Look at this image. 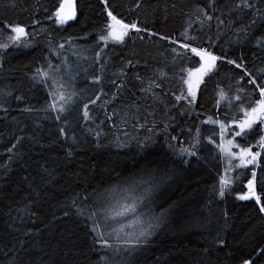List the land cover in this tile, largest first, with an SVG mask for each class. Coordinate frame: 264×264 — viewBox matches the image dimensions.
<instances>
[{"label":"trees","instance_id":"1","mask_svg":"<svg viewBox=\"0 0 264 264\" xmlns=\"http://www.w3.org/2000/svg\"><path fill=\"white\" fill-rule=\"evenodd\" d=\"M59 2L0 0V29H4L0 40L7 35L6 25L17 23L26 26L29 38L35 37L30 48L0 50V264H96L105 253L91 250L88 221L76 213L81 207L93 205L96 196L85 199L87 193L125 183L131 179L129 173L139 175L136 169L146 162L161 181L151 209L156 214L165 210V217L158 234L135 253L132 264H240L242 259L264 264V253L259 251L264 249V214L259 213L255 199L236 198L237 193L247 191L244 184L250 169L235 172L240 179L225 197L215 195L213 189L219 186L224 165L216 144L204 137L216 133L218 144L219 128L201 123L208 117L224 118L225 113L231 118L236 112L235 105L229 110L226 100L217 106V85L229 95L235 94L237 87L247 86V80L234 83L242 71L219 63L218 71L205 78L196 110L182 115L181 108L186 105L181 102L173 108V93L180 92L181 69L196 64L187 56L173 59L172 48H179L178 44L132 30L123 43L104 45L97 40L107 21L101 0H77L75 22L62 26L47 19ZM250 2L251 9L229 12L235 0H214L218 9L224 6V15L216 13L225 20L224 30L217 29L213 18L211 28L207 21L202 30L198 23L193 24L189 34L197 36L200 46H209V38L215 40L216 44L210 46L215 54L227 59L243 57L255 74L264 68V0ZM107 3L109 10L126 23L137 22L141 28L182 41L181 32L199 15L196 4L204 6L207 0H140L139 7L136 0ZM33 20L39 23L33 25ZM60 44L63 49H58ZM96 51L101 52L99 57ZM47 61L61 65L62 71L66 69L74 76L77 95L63 113L46 107L51 102L50 89L42 78H32L37 68H47ZM95 75L102 81H94ZM137 75L144 78L143 85ZM149 79H155L160 87L141 92ZM97 92L101 93L99 98ZM90 98L97 103L89 105L90 119H85L84 105ZM133 103L138 105L139 122L144 127H135L131 119L127 124L121 122L124 111L136 112L126 107ZM113 112L117 114L110 116ZM198 125L201 135L193 149L196 156L176 155L169 142L177 149L181 143L190 145ZM61 128L65 129L63 135ZM172 136L177 140L170 141ZM117 137L125 147H116ZM146 137L150 139L145 141ZM256 140L255 135L248 138L253 151L258 150ZM139 141H145L147 147L141 150ZM13 145L16 147L9 153L7 149ZM261 165L257 168L260 179L256 193L264 204V161ZM217 234L227 240V247L212 243ZM22 239L25 252L19 244Z\"/></svg>","mask_w":264,"mask_h":264},{"label":"snow or ice","instance_id":"2","mask_svg":"<svg viewBox=\"0 0 264 264\" xmlns=\"http://www.w3.org/2000/svg\"><path fill=\"white\" fill-rule=\"evenodd\" d=\"M104 4V11L107 13V21L102 31V34L98 35L97 40L103 42L104 45H108L110 42L117 44L123 43L125 37L129 36L131 31L134 30L136 34L141 32L146 33L149 37L159 36V39L170 41L172 44H178L179 48H172V52L176 56H187L189 61L195 63V67H185L181 69L179 76L182 86L179 94L174 95L176 104L172 107L178 106L181 102L186 105V108H181V114L191 115L195 111V106L198 103V95L202 90V85L206 82L205 78L210 74H215L218 71L219 63L226 62L228 65H234L236 69L242 71L239 79L235 80L234 83L239 85L240 81L247 80V86L237 87L235 94L229 95L219 84L217 85L218 99L216 101L217 106H221L222 101H227L228 108L235 105L236 112L233 113L231 118L225 113L224 118H212L208 117L201 123H208L218 126L219 128V143H216V133L211 136H206L204 139L209 140L210 143L216 144L219 150V158L224 165L223 174L219 176V186L214 188L213 192L220 198L225 197L229 194V190L234 182L240 179L235 175L236 171L243 170L247 172L250 169V175L245 177L246 183L244 187L247 191L236 194V198L241 201L249 200L250 198L255 199L259 207V213L264 214V204H261V196L256 193L257 181L260 179L257 168L262 167L261 161H264V68L257 69L255 74L247 68L243 57L238 59H227L224 55H217L210 46L215 45L216 41L211 38L206 42L209 46H200L197 44V36L189 34V29L193 28V24H199L200 29H203L205 21L209 22V28H211V21L215 18L217 22V29L223 31L225 28V20L221 18L224 15L223 5L218 9L214 0H207L204 6L199 3L196 4V9L199 13L196 20L192 23H188L184 30L181 32L183 40L177 39L175 36L161 35L158 32L152 31L148 27L141 28L137 22L126 23L123 19H119L117 15L109 10L107 0H101ZM136 6H140V0H136ZM253 4L250 0H235L234 5L228 8L229 12L239 9H251ZM220 11L221 15H216ZM259 15V13H254ZM77 16V8L75 0H60L59 6L56 7L55 12L48 16L47 19L54 20L57 25H64L69 21H72ZM36 20L32 21L33 25L38 24ZM251 23H255L252 21ZM232 26V21H229L227 27ZM7 35L0 40V50H6L10 48H30L34 42L35 37L29 38V33L26 31V26L19 23L12 25H6ZM245 32L247 29H243ZM4 29H0L3 32ZM36 35H39L37 33ZM87 35V33H85ZM72 38L69 37V40ZM96 47L99 48L101 45L96 43ZM64 45H58V49H63ZM182 50V51H181ZM78 55V53H74ZM101 52L96 51L95 56L99 57ZM198 58V60L196 59ZM66 63V62H65ZM131 64V61H128ZM120 75L123 76V70ZM163 75V73H161ZM67 77V78H65ZM33 79L42 78L41 82L44 83L46 88H49V100L47 108H50L53 112L63 113L66 105L73 100V97L77 93L73 90L74 76L69 74L67 70H61V65H53L51 61H47V68H37L32 76ZM143 85L145 80L143 77L137 75L135 77ZM92 79L96 82H101V76L95 75ZM47 81H51L49 85ZM115 84V81H113ZM248 86L251 87V91H248ZM120 88V85H116ZM159 88L160 85L156 83L155 79L147 80V86L141 87V92H149L152 88ZM231 88V85L228 86ZM10 95V93H5ZM96 97L101 96L100 92L95 93ZM115 95V93H114ZM155 97V94H154ZM246 97V98H245ZM17 100L23 99L21 96H16ZM96 99H89L88 104L84 105V118L90 119L88 107L90 104H96ZM105 103H109L106 101ZM3 105L0 104V107ZM127 108H135L136 112L124 111L122 114V123L127 124L128 120L131 119L134 122L135 127H144L140 124L138 116V105L133 103L132 105L126 106ZM25 111H31V109H25ZM113 112L111 115H116ZM199 115V114H198ZM58 120L61 119L59 115L56 117ZM168 125L165 124L164 131H167ZM60 134L65 133V129L61 128ZM152 129H149L151 132ZM99 135V133H97ZM201 135L200 127L197 126L195 136L192 139V143L185 146L181 143L177 149L169 142V146L173 147L176 155L183 157L185 154L189 156H196V152L193 150L199 143L198 137ZM255 135L256 148L258 150L253 151V145L248 143L249 136ZM244 141V143L238 142V139ZM19 140V137H16ZM116 147H125L123 143H119V137L116 138ZM150 139L146 137L145 141ZM177 140L176 136H172L170 141ZM145 141H139L141 150L147 147ZM246 145V146H245ZM99 146V145H98ZM16 146L13 145L8 148L7 151L12 153ZM69 155L72 153L69 152ZM12 157L9 156V159ZM135 161L133 167L135 168ZM146 162L136 172L139 175H133L129 173L131 179H128L123 184L109 185L99 192L93 189V192L87 193L86 197L95 194L96 199L93 205H86L81 207L77 211V215L86 217L88 221L89 234L91 239V250L100 253L104 252L105 255L99 257L96 264H132V258L135 253L147 246L150 240L158 234V230L161 229L164 223L165 210L162 209L161 213L156 214L151 209V201L155 197L161 181L157 179L153 173L155 169H148ZM188 163L187 160L184 161ZM231 173V175H229ZM79 197H73V204ZM147 205V206H146ZM143 209V211H141ZM68 212H64V216H68ZM35 216L36 213H31ZM227 219V212L224 213ZM264 218V215H262ZM55 219V217H54ZM111 225H116L115 227ZM11 227V225H9ZM31 229H28L30 232ZM27 235V232L25 233ZM214 245H221L227 247V240L217 234L213 238ZM21 245V252L26 250L23 248L25 241L22 239L19 241ZM205 252L209 249L205 248ZM264 253V249H260ZM119 257L120 259H115ZM23 264V262H21ZM240 264H253L250 259H242Z\"/></svg>","mask_w":264,"mask_h":264},{"label":"water","instance_id":"3","mask_svg":"<svg viewBox=\"0 0 264 264\" xmlns=\"http://www.w3.org/2000/svg\"><path fill=\"white\" fill-rule=\"evenodd\" d=\"M75 3H77V0H75ZM76 8H77V7H76ZM76 18H77V16H76ZM76 18H75L74 20H72V21L67 22L65 25H67V24H71V23L75 22Z\"/></svg>","mask_w":264,"mask_h":264},{"label":"rangeland","instance_id":"4","mask_svg":"<svg viewBox=\"0 0 264 264\" xmlns=\"http://www.w3.org/2000/svg\"><path fill=\"white\" fill-rule=\"evenodd\" d=\"M52 21H53V23H55L54 20H52ZM60 26H62V25H60Z\"/></svg>","mask_w":264,"mask_h":264}]
</instances>
